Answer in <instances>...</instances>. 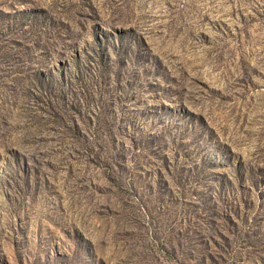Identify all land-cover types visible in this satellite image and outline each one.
Segmentation results:
<instances>
[{"label":"rangeland","instance_id":"374dc122","mask_svg":"<svg viewBox=\"0 0 264 264\" xmlns=\"http://www.w3.org/2000/svg\"><path fill=\"white\" fill-rule=\"evenodd\" d=\"M0 264H264V0H0Z\"/></svg>","mask_w":264,"mask_h":264}]
</instances>
